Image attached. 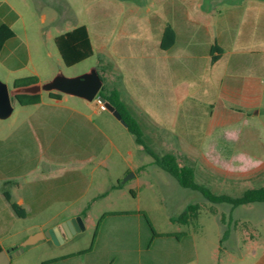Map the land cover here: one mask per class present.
Listing matches in <instances>:
<instances>
[{
  "label": "crops",
  "instance_id": "1",
  "mask_svg": "<svg viewBox=\"0 0 264 264\" xmlns=\"http://www.w3.org/2000/svg\"><path fill=\"white\" fill-rule=\"evenodd\" d=\"M152 2L159 7L154 16L150 5L144 10L136 4L111 1L103 13L111 14L112 27L99 23L95 33L96 52L113 62L126 103L130 106L131 101L133 107L139 108L136 103L149 93L151 76L157 78L167 100L172 96L188 100L196 91L193 82L185 85L182 79L197 77L202 68L207 78L206 91L220 95L210 115L209 134L215 127H229L236 119L260 115L264 110V0ZM19 3L0 0V27L6 24L15 32L0 50V59L19 56L15 31ZM123 14L127 19L117 20ZM55 19L53 14L52 21ZM168 23L176 31V42L163 50L160 44ZM215 43L223 48V53L212 63L211 48ZM33 75L38 77L37 73ZM94 100L41 96L37 104L21 105L17 101L21 106L18 110L23 113L17 115L13 132L0 139L1 193L6 199L4 191L9 190L12 201L22 206L27 215L56 204L68 206L86 201L87 209L74 212L39 232L54 228L45 238L63 243L69 227L58 226L81 216L84 228L78 222L80 231L94 229L96 233L91 249L55 255L46 264H204L200 263V252L193 239L172 241L176 237L154 236L142 213L108 214L100 219L92 214L97 199L120 187L113 183L103 187V173L108 170L103 167L107 157L104 153L109 148L110 156L119 149L103 129L104 124L111 123V115L101 108L98 99ZM12 105L5 116H12L16 110ZM7 203L12 208L8 200ZM124 217L127 218L120 220ZM19 247L9 250L15 253ZM219 252L221 246L211 260L219 259ZM73 253L79 254L69 256ZM253 255L251 264H264V249H254ZM245 259V253L239 250V255L229 257L227 264L237 260L242 264Z\"/></svg>",
  "mask_w": 264,
  "mask_h": 264
},
{
  "label": "rangeland",
  "instance_id": "2",
  "mask_svg": "<svg viewBox=\"0 0 264 264\" xmlns=\"http://www.w3.org/2000/svg\"><path fill=\"white\" fill-rule=\"evenodd\" d=\"M111 1L136 4L144 10L150 5L151 16L159 11L152 0H17L20 2V15H16L15 31L18 35L19 56L16 59L12 56L0 59V81L12 88L17 78L35 73L44 82L59 70L74 76L97 65L95 33L99 23H107L112 27L111 14L103 13L106 8L109 9ZM53 14L56 17L54 22ZM126 16L120 15L117 20H126ZM81 24L90 29L95 44L94 54L70 66L63 61L56 39L62 32ZM190 81L196 93L188 100L181 101L175 96L167 100L160 91L157 78L151 76L149 93L144 94L136 103L139 108L133 107L135 105L130 101L133 112L145 129L149 144L158 153L174 152L180 165H183L185 157L189 158L197 165L203 179L209 181L216 190L240 191L264 184V110L257 116L236 119L229 127H215L209 134L212 128L210 115L214 105L219 103L220 95L211 90L206 91L207 78L202 68H199L197 77L182 79L185 85H189ZM41 96L48 99L49 93L43 91ZM63 96L87 101L67 94ZM11 103L16 109L12 116H5L9 110L2 113L3 116L0 115V139L13 132L17 115L23 113L18 110L21 106L16 104L17 99L12 98ZM107 113L111 115L112 121L104 124L103 129L114 139L119 151L114 150L109 156L108 148L106 151L109 152L104 153L107 157L104 158L103 167L108 170L103 173V187L106 188L110 183L119 184L120 187L97 199L92 214L100 219L106 213L105 216L131 215L143 211L155 231L160 234L172 233L171 236L176 237L172 241H186V237L189 241L193 239L200 252V263L227 264L230 262L229 257L238 256L240 250L246 256L241 263L251 264L255 257L253 250L264 249V202L240 206L213 203L199 191L185 188L154 162V158L137 144L134 135L120 120L110 112ZM1 190L0 187V245L5 249L17 246H20L18 250L22 249L19 255L11 259L10 264H46L55 255L92 246L96 236L94 229L77 232L63 243L43 238L22 247L27 235H33L74 212L87 209L86 201L79 200L68 206L56 204L26 217H19ZM193 203L200 204L196 219L190 216L185 224L173 221L174 217ZM227 229L229 234L224 237ZM219 246V259L216 257V260H211ZM238 263L239 260L231 262Z\"/></svg>",
  "mask_w": 264,
  "mask_h": 264
},
{
  "label": "trees",
  "instance_id": "3",
  "mask_svg": "<svg viewBox=\"0 0 264 264\" xmlns=\"http://www.w3.org/2000/svg\"><path fill=\"white\" fill-rule=\"evenodd\" d=\"M14 36L15 32L9 25H2L0 27V50L3 48L5 42ZM56 42L63 61L70 66L82 62L94 54L90 33L87 26L84 24L59 35L56 39ZM175 42L176 31L174 27L168 23L164 29L160 46L163 50H167L171 48ZM222 53L223 48L217 43L213 44L211 48V62H216ZM96 66L98 67L100 75L104 80V84L99 92V95L109 100L120 111L122 118L127 123V129L134 135L137 144L141 145L143 149L154 158V162L160 168L176 178L185 188L199 191L204 196V198L213 203H228L232 206H240L255 202H264V184L247 187L240 191H236L234 189L219 191L216 190L209 181L203 179L201 173L199 172V168L189 158L185 157L183 165H180L178 156L174 152L165 151L163 153H158L149 144L148 136L146 135L145 129L140 119L123 98L120 89V76L115 73L113 62L105 55L98 54ZM38 80L39 79L37 76L17 78L14 81V85L26 84ZM48 93L49 96L54 99H61L63 96V93L61 92L52 91ZM16 99L21 105L37 104L41 102V94H20ZM4 195L11 203L13 210L19 217L27 216L26 210L16 202L12 201V196L9 190L6 189L4 191ZM199 209L200 204H190L187 209L183 210L178 216L174 217L173 221L184 224L188 223L190 216H192L194 219L198 217ZM83 213H85V211ZM141 213L148 221L154 236L173 235L172 233L160 234L155 231L148 215L143 211ZM228 234L229 229L225 230L224 237H226ZM91 247L81 252H87L91 249ZM2 249L3 247L0 245V251ZM76 254L79 253H73L69 256H74ZM43 264H45V262Z\"/></svg>",
  "mask_w": 264,
  "mask_h": 264
},
{
  "label": "water",
  "instance_id": "4",
  "mask_svg": "<svg viewBox=\"0 0 264 264\" xmlns=\"http://www.w3.org/2000/svg\"><path fill=\"white\" fill-rule=\"evenodd\" d=\"M103 84L104 80L101 77L96 65L92 66L89 70L82 74L68 76L62 70H59L48 81L40 82L38 80L26 84L14 85L12 88H9L5 83L0 81V113L2 114L8 111L11 106L12 98L16 99L20 94L37 95L41 94L43 91H56L63 94L81 97L88 101L98 98L108 111H110L118 120L127 126V123L122 118L120 111L109 100L99 95ZM78 222L81 223L84 228L81 216L61 223L58 228H62L63 226L69 227L68 237H66L68 239L82 229ZM52 232H54V228L37 232L29 236L22 243V247L28 244L36 243L40 239L48 237ZM18 251L21 252L22 249L20 248ZM18 251L14 253L9 249H2L0 251V264H10L11 258L14 255H17Z\"/></svg>",
  "mask_w": 264,
  "mask_h": 264
},
{
  "label": "built area",
  "instance_id": "5",
  "mask_svg": "<svg viewBox=\"0 0 264 264\" xmlns=\"http://www.w3.org/2000/svg\"><path fill=\"white\" fill-rule=\"evenodd\" d=\"M98 102H99V104H100V106H101L102 109H106L105 106H104V104L99 99H98Z\"/></svg>",
  "mask_w": 264,
  "mask_h": 264
}]
</instances>
